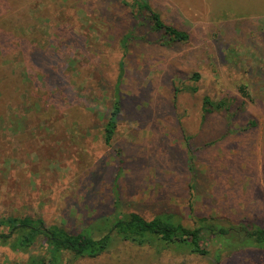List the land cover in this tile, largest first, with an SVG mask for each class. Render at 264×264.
Segmentation results:
<instances>
[{"label": "rangeland", "instance_id": "rangeland-1", "mask_svg": "<svg viewBox=\"0 0 264 264\" xmlns=\"http://www.w3.org/2000/svg\"><path fill=\"white\" fill-rule=\"evenodd\" d=\"M135 1L0 0V218L39 217L71 233L119 210L186 227L195 217L264 227V10L146 0L189 35L168 46L145 11L130 15ZM193 72L195 94L186 90ZM202 95L233 99L235 115L202 120ZM250 119L256 127L243 129ZM230 243L209 241L199 256L114 238L100 256L68 254L63 264H264L263 250ZM26 259L0 246V264Z\"/></svg>", "mask_w": 264, "mask_h": 264}, {"label": "trees", "instance_id": "trees-1", "mask_svg": "<svg viewBox=\"0 0 264 264\" xmlns=\"http://www.w3.org/2000/svg\"><path fill=\"white\" fill-rule=\"evenodd\" d=\"M131 7L130 15L133 18L137 15L141 16L145 11L142 19L151 21L150 28L160 33L162 45L171 46L189 40L187 32L166 24L146 0L135 1L134 6ZM130 38L128 35L120 38V46L124 53ZM118 67L119 74L115 79L113 102L102 129L103 142L107 146L114 136L121 107L119 87L123 71L122 59ZM199 81V73L193 72L186 90L197 93ZM241 88V90L245 89ZM246 94L242 91L243 96ZM232 105L233 99L222 97L213 100L207 95H202L199 105L201 118L204 120L213 114L235 115ZM256 125L257 121L250 119L243 129L254 128ZM117 208L116 205L115 211ZM97 223L99 224H91L77 233H71L61 226L46 225L39 217L28 215L1 217L0 246L27 255L24 264H63V258L68 254L72 259L96 258L110 248L114 238L138 246L148 244L162 248L174 247L199 256L208 255L206 245L209 241H219L221 245L232 241L230 248L233 246L238 249L251 248L264 251V227L243 220L231 224L223 223L222 220L214 217H195L193 225L186 227L169 214H158L147 219L136 212L119 210L117 214L104 217ZM218 262L219 257L216 258L215 264Z\"/></svg>", "mask_w": 264, "mask_h": 264}, {"label": "crops", "instance_id": "crops-1", "mask_svg": "<svg viewBox=\"0 0 264 264\" xmlns=\"http://www.w3.org/2000/svg\"><path fill=\"white\" fill-rule=\"evenodd\" d=\"M223 1H225L222 3L224 4L225 7H227L226 9H229L228 11H230L231 8H229L226 4L233 6L234 4H230V3H232L233 0H230V1L229 0H223ZM234 1L236 3L235 5H241L242 7L247 6L248 8H251L250 10H253L252 8H255V9L260 10V11L264 10V0H234ZM257 1H259L260 3H256ZM250 2H252V3H250ZM226 9H224V10H226ZM235 11H239V10H235ZM260 17H264V16H258V18H260Z\"/></svg>", "mask_w": 264, "mask_h": 264}]
</instances>
